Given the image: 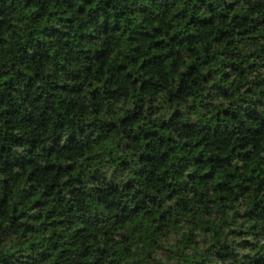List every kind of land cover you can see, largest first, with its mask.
<instances>
[{"label":"trees","instance_id":"obj_1","mask_svg":"<svg viewBox=\"0 0 264 264\" xmlns=\"http://www.w3.org/2000/svg\"><path fill=\"white\" fill-rule=\"evenodd\" d=\"M0 264H264V0H0Z\"/></svg>","mask_w":264,"mask_h":264}]
</instances>
